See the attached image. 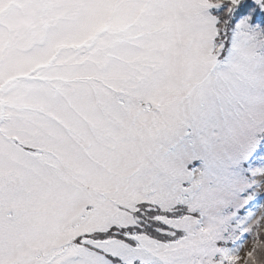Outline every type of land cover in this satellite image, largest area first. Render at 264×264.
Here are the masks:
<instances>
[{"label":"snow or ice","instance_id":"6c2138e0","mask_svg":"<svg viewBox=\"0 0 264 264\" xmlns=\"http://www.w3.org/2000/svg\"><path fill=\"white\" fill-rule=\"evenodd\" d=\"M0 264H264V0H0Z\"/></svg>","mask_w":264,"mask_h":264}]
</instances>
